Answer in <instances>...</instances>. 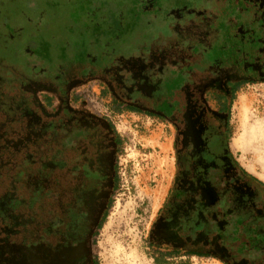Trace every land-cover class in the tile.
<instances>
[{"label":"flooded vegetation","instance_id":"af4514ba","mask_svg":"<svg viewBox=\"0 0 264 264\" xmlns=\"http://www.w3.org/2000/svg\"><path fill=\"white\" fill-rule=\"evenodd\" d=\"M222 1L213 0V7ZM249 1L253 13L264 9V0ZM163 6L146 0L142 9L128 16L132 24L106 39L95 26L54 27L52 19L64 16V8L45 17L48 23L37 25L45 26L40 33L29 30L34 18L22 12L15 36L3 39L11 55L6 62L14 64L13 74L21 75L20 82L10 81L20 92L17 106L36 111L38 122L48 123V147L59 158L60 168L50 177L62 205L56 214L64 224L52 237L50 264H94L92 243L115 192L120 135L109 119L89 109H72L68 102L74 85L94 79L124 110L171 127L173 176L150 228L149 244L165 255L264 264V185L236 160L228 127V84L264 81V43L259 41L263 26L222 27L226 13H221L214 17L210 41L198 37L184 45L190 54L179 49L182 46L172 53L161 45L158 55L148 57L152 39L165 30L162 23H171L162 15L153 16ZM179 6H184L180 8L184 17H207L202 0ZM151 24L153 28L148 27ZM75 43H89L90 48ZM132 60H137L134 66ZM42 90L59 99L58 105L43 107L50 108L49 113L36 99ZM209 93L219 95L213 106Z\"/></svg>","mask_w":264,"mask_h":264},{"label":"rangeland","instance_id":"374dc122","mask_svg":"<svg viewBox=\"0 0 264 264\" xmlns=\"http://www.w3.org/2000/svg\"><path fill=\"white\" fill-rule=\"evenodd\" d=\"M66 1L0 0V17L4 20L3 25L0 23V264H50L52 237L64 224L56 214L61 212L62 205L50 177L54 169L60 168L59 158L48 147L50 128L48 123L38 122L36 111L17 106L20 92L13 89L10 81L20 82L21 75L13 74L14 64L6 62L11 61V55L7 45L3 46V39L15 36L22 12L34 18L29 20V30L40 33L45 26L37 25L63 8L66 14L52 19L54 27L95 26L100 38L106 39L132 24L128 16L142 9L146 0ZM167 1L158 0L164 6L153 16L162 15L171 23H162L166 31L152 39L148 57L158 55L161 45L175 53L176 47L182 46L179 40L187 43L198 37L207 41L214 37L211 26L216 22L214 17L221 15V6L212 13L214 17L188 19L184 17L186 12L180 10L184 6L179 5L192 0H181L175 5L176 0L168 4ZM153 24L148 27L153 28ZM187 49L183 52L188 55ZM136 61L132 60L130 65ZM212 94L209 93L208 101L213 106L219 95ZM36 99L42 108L59 104V99L49 91H39ZM68 102L72 109H89L109 119L122 139L115 192L92 243L93 263L224 264L208 256L165 255L149 244L150 228L173 176L171 127L158 119L124 110L107 87L95 79L74 85ZM43 109L49 113L50 108ZM228 127L236 160L264 182V81L244 82L236 88L228 103Z\"/></svg>","mask_w":264,"mask_h":264},{"label":"trees","instance_id":"16d2710c","mask_svg":"<svg viewBox=\"0 0 264 264\" xmlns=\"http://www.w3.org/2000/svg\"><path fill=\"white\" fill-rule=\"evenodd\" d=\"M213 0H202V6L207 9V12L204 13L203 15L206 14V16L214 17L212 13H216V6L213 2ZM223 3H221V13L225 14L222 18L223 21L220 20V25L223 27H226L227 24H236V25H259V26H263L264 29V9H260L258 11H256L255 13L252 12L251 8H253L254 6L251 4V1L249 0H224L222 1ZM249 4V5H248ZM251 4V5H250ZM264 4V3H263ZM219 5V4H218ZM214 9V11H213ZM254 11V10H253ZM218 12V11H217ZM226 18V19H225ZM200 40L202 41H206V39L200 38ZM201 45L199 48L202 51L203 49H205L203 46L204 44H202L203 42H201ZM259 41L261 43H264V34L262 36L259 37ZM183 42V41H182ZM184 44L182 45V47L185 45L186 46V42H183ZM76 46L80 47V48H90V44L88 43H75ZM73 45V44H72ZM185 46L179 49H184ZM193 47H196L193 46ZM197 50H199L197 48ZM202 55H207V53H203ZM244 82H254V80H241V81H234L231 85H229L230 87V91H231V95L235 92L236 88ZM230 95V96H231ZM229 96V97H230ZM230 100V98H229ZM228 100V103H229ZM260 183H262L264 185V182H262L261 180H258Z\"/></svg>","mask_w":264,"mask_h":264},{"label":"bare ground","instance_id":"6f19581e","mask_svg":"<svg viewBox=\"0 0 264 264\" xmlns=\"http://www.w3.org/2000/svg\"><path fill=\"white\" fill-rule=\"evenodd\" d=\"M256 131H257V130H256ZM246 138H247V137H246ZM260 142H261V141H260ZM252 144H253V143H252ZM258 144H259V142H258ZM237 145H238V146H241V145L239 144V142L237 143ZM250 147H251V146H250ZM242 148H243V145H242ZM243 149H244V148H243ZM246 149H247V148H246ZM249 149H252V148H249ZM249 149H248V150H249ZM252 150H253V149H252ZM257 153H259L258 150H257ZM257 153H254V152H253L254 155L257 154ZM256 156H257V155H256ZM254 158H255V156L253 157V162H254ZM255 159H256V158H255ZM255 162H257V160H255ZM261 172H262V171H261Z\"/></svg>","mask_w":264,"mask_h":264}]
</instances>
